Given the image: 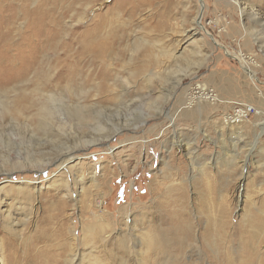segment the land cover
<instances>
[{"label":"rangeland","instance_id":"obj_1","mask_svg":"<svg viewBox=\"0 0 264 264\" xmlns=\"http://www.w3.org/2000/svg\"><path fill=\"white\" fill-rule=\"evenodd\" d=\"M204 1L203 12L200 0H12L0 9L7 264L38 250V264H67L71 244L80 264L89 255L100 264H165L168 255L135 239L139 229L175 211L203 229L208 208L229 234L209 236V256L199 258L195 247L182 262L264 264V131L245 136L238 127L264 129V0ZM201 14L227 48L254 57L247 62L258 79L198 29ZM196 84L218 99L185 108ZM237 101L260 114L224 126ZM73 150L79 157L60 166L59 156ZM98 198L105 202L93 208Z\"/></svg>","mask_w":264,"mask_h":264},{"label":"bare ground","instance_id":"obj_2","mask_svg":"<svg viewBox=\"0 0 264 264\" xmlns=\"http://www.w3.org/2000/svg\"><path fill=\"white\" fill-rule=\"evenodd\" d=\"M234 1H235L236 4H238V5L240 4L239 0H234ZM11 3H13L12 0H0V9H2V10L9 9L7 5H9V7H10ZM26 6H27V3H20V8H24L25 11L27 12L28 11V9H27L28 6L27 7ZM199 8H200L199 10L200 11L202 10V12L205 10V1L204 0H200V7ZM28 14H30V12ZM196 18L197 19L195 20V23L197 24V27H198L199 30H203L204 33L212 36V38L214 40V43L218 44L219 46L225 47L227 53L232 55L234 58H237L243 64V67H244L245 71H247V74L252 79H255V80L258 79L255 69L252 68L253 66L251 65L252 66L251 67L250 64L247 62V59L241 53L242 51L234 52L233 50H230V48H227L223 43H221L220 40L215 38L207 30L206 26L204 25V23H203L204 15L203 14L198 15V17H196ZM99 32H100L99 23H95L94 34L96 35V40H95V43H94V47H95V49L99 50L100 53H101L103 45H102L101 39L99 38V35H97ZM200 86H201L202 89H204V90L201 89L200 94H196L195 90L192 91V88H191V90H190L191 92L187 96V102L186 103L188 105H186L185 108L191 107L189 105H192L193 103H197L198 104L199 101H201L199 99L206 98V95H204V93H205V91L208 90L209 87H208V85H200ZM194 97H197L199 99L195 100ZM204 103L205 102L201 101L197 106H200V105L202 106ZM195 106H196V104H195ZM228 106H229V104H228ZM222 122H223L222 124L224 126H228V127L233 126V124H228V123H226L223 120H222ZM236 125L237 124H235V126ZM233 129L235 130V128H233ZM118 130H120V129H118ZM118 130L113 132V133H111V134H109V135H107V137L114 136V133H117ZM237 132H238V130H237ZM90 142H99V143H101L99 138L98 139H93ZM81 149L82 148H80L77 151H80ZM77 151L73 150V151L61 154L59 156V158H58L59 165L62 166L64 164H67L69 161H72V160L75 161V159H77V157H79V154H76ZM63 167H66V165L63 166ZM11 177H12V173L7 172L5 174L4 178H11ZM78 182H79V180H78ZM104 202H105L104 199H102V198L99 199L98 198L92 204V207L93 208L102 207ZM160 211H161V209H160ZM211 211L213 212V214L211 213ZM211 211L208 208L207 213H205L203 215L205 220H206V225H205V227L203 229L202 228H197L200 225L199 224V219H197V222H193V220H191V217L189 216L187 211L186 212L185 211H181L180 214L175 211L173 213H167L166 215L161 216L162 222L166 223L165 225H162L163 223L161 224L159 222L160 224H157V225L155 223L154 224H149L147 226V228H145L144 230H142V229L140 230L139 229V234L140 235L135 236V239L138 240V241H142V243H144L146 245V249L147 250L155 249V250H157V253L159 251H161V253H164V254L168 255V259H167L168 261H166L167 264H199V261H200L199 258H202L204 253L207 254V256H209L208 253L206 252V250H204L206 248V246L208 245L207 241H209L208 240L209 236L211 237L213 235H223V233H228L223 228L224 226H223V223L221 222L222 220L220 221L217 213L214 212L213 208L211 209ZM209 213H211V214H209ZM204 223H205V221H204ZM195 234H197V238L201 241L200 244L195 243ZM71 235H72V240H76L77 239L76 238V233H75V231L73 229H71ZM46 237H49V236L46 235ZM107 239H109V235H106V237L103 238L102 241L105 242ZM37 241H39V240H37ZM107 242H109V241H107ZM212 242L217 245V242H216L215 238L212 240ZM209 243H210V241H209ZM57 245H58L57 249L65 248V245L62 244V243H58ZM71 245L72 246L69 247L70 259H68L66 261V263L67 264H80V263H76V261H79L80 258L78 257V251H77V249L75 247V244H71ZM32 247H34L32 250L37 249L36 245H34ZM96 247H97V245L92 246L91 250H92V248L94 250H96ZM195 247H196V250L198 251V254L200 256L198 258V260H196V262H188V263L184 262L183 263L182 260L185 258V255H187L188 253L192 252ZM207 247L209 248V246H207ZM169 251L171 253V256H169ZM4 254H5V251L1 248L0 249V255H1L0 264H7L8 257L6 258V256ZM40 255H41V252L39 250L37 252H34V251L32 253L30 252V253L27 254L26 262L25 263H20V264H38L40 262V261H38ZM58 255H59V253H58ZM254 255H255V251H252L251 257L253 258ZM82 258H84V257H81V259ZM49 260H51V259H49ZM162 260H164V259H162ZM15 261L17 262V260H15ZM79 262H81V261H79ZM166 262H165V264H166ZM227 262H228V264L233 263V262H230V261H227ZM246 262L247 263H245V264H249L251 261L248 259ZM86 264H100V262L97 260V258H94L93 255L92 256L89 255L88 257H86ZM209 264H223V263H221V262H219V261H217L215 259L210 258L209 259Z\"/></svg>","mask_w":264,"mask_h":264},{"label":"built area","instance_id":"obj_3","mask_svg":"<svg viewBox=\"0 0 264 264\" xmlns=\"http://www.w3.org/2000/svg\"><path fill=\"white\" fill-rule=\"evenodd\" d=\"M246 58L249 63L254 61V57L252 56H247ZM200 85L201 84H196L194 87H192V91L195 90L196 94H200V91L202 89ZM262 92L263 91H261V93ZM262 94H264V92ZM204 95H206V98H209L211 100L218 99L216 92L210 88H208V90L205 91ZM194 99L197 100L199 98L194 97ZM259 114H260V109L257 106L250 103L237 101L235 102V106L233 110L225 115V122L228 124H239L245 120H248L250 117Z\"/></svg>","mask_w":264,"mask_h":264},{"label":"crops","instance_id":"obj_4","mask_svg":"<svg viewBox=\"0 0 264 264\" xmlns=\"http://www.w3.org/2000/svg\"><path fill=\"white\" fill-rule=\"evenodd\" d=\"M256 71V70H255ZM258 77V76H257ZM264 99V98H263ZM253 105H255V104H253ZM256 106V105H255ZM249 121V120H248ZM245 122H247V121H245ZM244 122V123H245ZM241 125L242 126H238V127H242V130L241 131H243V133L245 134V136H249L251 133H253V132H255L256 130H257V128H258V131L261 129L262 131H264V129L262 128V127H260V126H258V125H245V124H243V123H241ZM237 127V128H238Z\"/></svg>","mask_w":264,"mask_h":264}]
</instances>
